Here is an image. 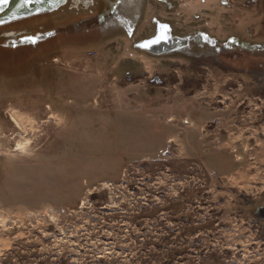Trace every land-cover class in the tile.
Listing matches in <instances>:
<instances>
[{
    "label": "rangeland",
    "instance_id": "1",
    "mask_svg": "<svg viewBox=\"0 0 264 264\" xmlns=\"http://www.w3.org/2000/svg\"><path fill=\"white\" fill-rule=\"evenodd\" d=\"M69 1L0 20V264H264V0H149L217 68L100 32L11 46L74 27Z\"/></svg>",
    "mask_w": 264,
    "mask_h": 264
},
{
    "label": "flooded vegetation",
    "instance_id": "2",
    "mask_svg": "<svg viewBox=\"0 0 264 264\" xmlns=\"http://www.w3.org/2000/svg\"><path fill=\"white\" fill-rule=\"evenodd\" d=\"M165 1L166 0H159L161 3H164ZM67 2L68 0H64L63 5ZM68 5H70V11L75 10L74 13L77 15L76 19L78 18L74 27H66V20H71V17H68L66 20H60V24L54 28V30H45V27H43L41 28V32H37L33 35L23 33V36H20V38L46 36L45 39H39L37 41L36 44H39L54 40L72 31L73 34H78L85 38H88L87 36L89 34L100 32L102 34H108L104 38L108 36L115 38L126 36L129 39H133L134 48L153 56L159 57L174 54L185 60H190L193 65H199L200 67L207 68L209 65H213L214 62H216V64L213 65L214 68L219 66L217 64L218 59L215 58L213 54H210L209 56H213L212 58L214 59V62H210V60H208L209 58L204 60V57H197V55H194L197 52H203L205 44L216 47L213 38L208 37L203 31L187 34L186 36L178 35L171 19L162 16L161 9H159L155 3L150 4L149 0H70ZM167 7L170 9V6L167 5L166 9ZM54 8L48 9L46 12H43V14L55 13L58 8ZM149 12L154 14L150 21L146 18ZM162 25H167V29L162 28ZM143 26H146L147 30L144 29ZM139 34H143V36L138 38ZM165 34L167 38H161ZM153 40H159V42L153 43ZM237 43L238 40L235 41L230 39L228 44L223 46L221 51L234 52L235 49H233L234 47L232 46L237 45ZM36 44L27 42L22 45L29 46ZM145 44H150V46L143 47L142 45ZM209 49L211 48L207 46L206 50ZM219 50L220 49H218V51ZM214 52L217 54L220 53L215 50ZM252 53H255V51ZM255 61L258 60L250 58L246 60V63L248 66L252 67L254 63L256 65L259 64ZM259 61L261 70H263L264 56L259 59ZM251 77L252 76L249 75V78ZM260 77L264 78V72Z\"/></svg>",
    "mask_w": 264,
    "mask_h": 264
},
{
    "label": "water",
    "instance_id": "3",
    "mask_svg": "<svg viewBox=\"0 0 264 264\" xmlns=\"http://www.w3.org/2000/svg\"><path fill=\"white\" fill-rule=\"evenodd\" d=\"M59 0H36V2L27 5L26 7H20V0H10L7 5H4L2 0H0V20L20 17L22 15H29L31 13H36L42 10H48L56 6ZM30 38L35 40V42H31L32 44H36L39 39H45L46 36L40 37H21L17 42H13L11 44L12 47H17L22 45L23 43L30 42Z\"/></svg>",
    "mask_w": 264,
    "mask_h": 264
},
{
    "label": "snow or ice",
    "instance_id": "4",
    "mask_svg": "<svg viewBox=\"0 0 264 264\" xmlns=\"http://www.w3.org/2000/svg\"><path fill=\"white\" fill-rule=\"evenodd\" d=\"M2 2H3L4 5H7L10 2V0H2ZM34 2H36V0H20L19 6L20 7H26L27 5H29L31 3H34ZM161 27L164 28V29H167V25H162ZM161 38L166 39L167 38L166 34L163 35ZM30 42H33L34 43L35 40H32L30 38ZM152 42L153 43H158L159 40H153ZM142 46L143 47H149L150 44H145V45H142Z\"/></svg>",
    "mask_w": 264,
    "mask_h": 264
},
{
    "label": "bare ground",
    "instance_id": "5",
    "mask_svg": "<svg viewBox=\"0 0 264 264\" xmlns=\"http://www.w3.org/2000/svg\"><path fill=\"white\" fill-rule=\"evenodd\" d=\"M8 36H9L10 38H14V37H16V34H15V33H8Z\"/></svg>",
    "mask_w": 264,
    "mask_h": 264
}]
</instances>
